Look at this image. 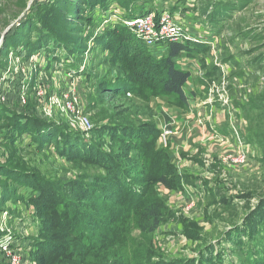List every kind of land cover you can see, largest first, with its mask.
Here are the masks:
<instances>
[{"label": "rangeland", "instance_id": "1", "mask_svg": "<svg viewBox=\"0 0 264 264\" xmlns=\"http://www.w3.org/2000/svg\"><path fill=\"white\" fill-rule=\"evenodd\" d=\"M67 2L77 5L80 0ZM88 9L86 16H76L75 20L74 15H64L55 0H0V49L5 44L10 47L7 61L0 57V89L19 101L22 95L27 100L28 95L36 97L39 86L60 94L74 85L84 110L90 113L92 130L84 132L71 126L61 112L54 117L64 119L85 137H98L96 127L120 123L114 120L120 115L128 122H155L162 130H173L179 140L187 135L176 163L182 174L196 170L201 175L196 182L209 179L213 188L195 186L194 178L188 179L191 182L185 183L183 191L159 188L165 221L151 236L152 262L167 258L173 264H184L193 257L201 264L215 249L214 256L222 254L226 262L250 264L245 252L249 249L256 259L257 242L264 245V226H258L259 233L248 239L246 250L240 251L231 239L238 241L252 224L257 228L263 221L260 217L264 219V0H103ZM144 10L157 15L164 10L177 13L195 25L198 44L206 46L192 57L198 74L194 73L193 84L190 80L186 86L193 95L188 107L167 96L150 99L136 91L123 92L126 88L119 86L120 81L131 83L130 71L121 69L115 47L96 41L114 22ZM23 34L27 37L21 39ZM236 53L242 58L236 59ZM105 78L113 85L107 87L121 89L120 95L114 98L105 88L101 91L99 83ZM200 84L206 94L196 93ZM205 99L207 104H203ZM17 103L19 106V102H11L13 106ZM220 121L239 127L243 145L238 136L226 142L212 133L208 125ZM4 133L0 163L18 171L16 176L0 175V231L12 236L17 246L22 245L17 248L25 255L24 264H46L38 258V246L45 240L56 241L57 230L49 226L54 216L44 206L32 204L21 172L38 173V181L74 179L93 173L95 166L60 156L52 148H35L29 144V136L13 133L9 126ZM100 142L105 147H120L119 143ZM160 145L164 146L161 140ZM242 149L249 153L248 162L235 158ZM25 177L33 182L29 175Z\"/></svg>", "mask_w": 264, "mask_h": 264}, {"label": "trees", "instance_id": "2", "mask_svg": "<svg viewBox=\"0 0 264 264\" xmlns=\"http://www.w3.org/2000/svg\"><path fill=\"white\" fill-rule=\"evenodd\" d=\"M55 1L64 15H74L76 20V16L81 18L88 14V7L101 4L103 0L87 3L80 0L77 5L67 4V0ZM150 12L144 10L126 17ZM25 36L23 34L21 39ZM96 41L115 47L121 69L130 71L131 83L120 81L119 86L126 88L123 92L136 91L150 99L167 96L177 105H190L192 94L186 91V86L192 72L182 67L180 61L185 56L196 57L198 52L206 50V46L168 40L147 46L121 21L111 24V28L97 36ZM4 46L0 49V57L6 60L10 47ZM109 82L110 79H101L99 87L115 98L121 94V89L109 88L113 86L108 85ZM12 101L21 104L20 99L12 97L6 103L0 101V138L5 136L9 126L13 133L29 136V144H34L35 148H52L60 156L95 166L93 173L87 172L74 179L63 177L38 181L35 177L38 173L21 172L32 204L48 209L54 216L49 226L52 225L58 234L56 241L40 242L38 258L46 264H173L167 258L152 262L155 253L151 236L160 231L165 221L164 201L159 197V188L183 191L185 183L191 182L188 181L190 178H194L195 186L201 183L196 182L199 174H182L170 146L160 145L162 129L155 122L133 123L120 115L114 119L120 123L115 121L97 126L94 132L98 137H85L84 133L72 130L64 119L41 114L33 94L28 95L27 103L20 106L23 109L18 103L13 106ZM246 139L250 140L248 135ZM102 140L119 143L120 147H105L100 142ZM8 166L0 163V175L11 173L16 176L18 169ZM27 175L32 183L26 180ZM201 181L205 189L213 188L211 180L204 178ZM260 218L263 221L257 228L252 224L238 241L231 239L238 243L240 251L249 248L248 239L259 233L258 226H264V219ZM3 234L0 231V236ZM257 243L256 259L249 249L245 252L250 264H264V245ZM214 253L215 249H212L201 264H233L226 262L222 254L214 256ZM0 263L9 264L1 250ZM198 263L193 257L184 261V264Z\"/></svg>", "mask_w": 264, "mask_h": 264}, {"label": "built area", "instance_id": "3", "mask_svg": "<svg viewBox=\"0 0 264 264\" xmlns=\"http://www.w3.org/2000/svg\"><path fill=\"white\" fill-rule=\"evenodd\" d=\"M121 22L131 29L139 38H141L147 46H153L161 41H181V42H195L199 43L197 33H195V25H192L186 19H182L177 13H171L170 11H163L157 15L155 13H147L136 17H124ZM189 58L182 60L181 64L188 63ZM4 74L2 78H4ZM45 87L39 86L37 89L36 99L38 101V110L45 117L53 118L58 112L65 114L69 119L71 126H76L81 131L88 132L92 130V122L90 119V113L84 110L81 96L78 91L74 90V85H71L66 93L60 94L52 91L50 96H47ZM20 103L25 105L27 98L25 95L19 97ZM9 100L6 92L0 89V101L6 103ZM239 127L235 123H231L230 130L231 135L235 138L238 136L239 144L243 145L239 137ZM214 132V131H213ZM212 132V133H213ZM220 140L229 142L228 136L220 135L216 130L214 132ZM174 135V131L170 129H163L160 140L164 146L170 144L171 136ZM237 162L249 161V153L247 150L242 149L235 155ZM203 185V184H201ZM188 191V190H187ZM193 193V191H188ZM189 193V194H190ZM4 230V228H1ZM7 233V232H6ZM4 233L0 236V249L4 253L5 257L9 261V264H24L23 253L17 248L16 242L13 237Z\"/></svg>", "mask_w": 264, "mask_h": 264}, {"label": "crops", "instance_id": "4", "mask_svg": "<svg viewBox=\"0 0 264 264\" xmlns=\"http://www.w3.org/2000/svg\"><path fill=\"white\" fill-rule=\"evenodd\" d=\"M235 57H236V59L237 58H242V56H241V54L240 53H236L235 54ZM187 58H189V57H186V59ZM182 60H185V59H182ZM235 60V59H234ZM181 62V61H180ZM180 65H182V67H184V68H186V64H181L180 63ZM233 66V65H232ZM187 69H189L192 73H193V75H191V77H190V80H191V82H192V84H193V82H194V76L195 75H197L198 74V65H197V61L195 62V60L192 58V57H190L189 58V60H188V63H187ZM194 73H195V75H194ZM235 77H238V76H235L234 75V77L233 78H235ZM235 80V79H234ZM237 82H239V80H236ZM190 82V81H189ZM186 91H187V87H186ZM195 91H196V93L198 94V93H204V94H206V88H205V86H203V84H200L197 88H195ZM207 95H208V92H207ZM192 97H193V95H192ZM206 99H208V98H206ZM206 99H205V101L203 100V104H207V102H206ZM209 103V102H208ZM213 105V104H212ZM211 104L209 105L208 104V106L210 107V106H212ZM203 107V109H206L205 107H207V106H205V105H203L202 106ZM207 110V109H206ZM194 112V111H193ZM208 111H206V113H207ZM209 126V128H210V130L213 132H215L216 130L219 132V134L221 135H225V136H228V139L229 140H235V137L234 136H232L231 135V133H229V130H230V125H228V124H226V123H222V121H220V122H217V124L216 123H210V125H208ZM208 128V129H209ZM231 131V130H230ZM213 132V133H214ZM187 141H188V138H187V135H183V140H179L178 139V136L176 137V135H172L171 136V139H170V144H169V146H170V149L172 150V152H173V154H174V156L176 157V162L177 161H179L181 158H178V155H182V152H181V150L183 149V147L184 146H186V144H187ZM181 147H182V149H181ZM178 166H180V165H178ZM189 172H193V173H195V174H198L197 173V171L196 170H192V171H189ZM200 175V174H199ZM201 176V175H200ZM212 183V182H211ZM201 184H202V181H201ZM201 186H204V185H201ZM188 192V191H187ZM181 195L185 198V196L186 195H184L183 193H181Z\"/></svg>", "mask_w": 264, "mask_h": 264}, {"label": "water", "instance_id": "5", "mask_svg": "<svg viewBox=\"0 0 264 264\" xmlns=\"http://www.w3.org/2000/svg\"><path fill=\"white\" fill-rule=\"evenodd\" d=\"M5 34H7V30L4 32L2 39L4 38Z\"/></svg>", "mask_w": 264, "mask_h": 264}]
</instances>
